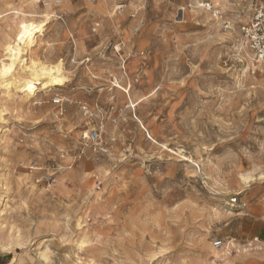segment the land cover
Segmentation results:
<instances>
[{
	"label": "rangeland",
	"instance_id": "1",
	"mask_svg": "<svg viewBox=\"0 0 264 264\" xmlns=\"http://www.w3.org/2000/svg\"><path fill=\"white\" fill-rule=\"evenodd\" d=\"M262 1L0 0L66 81L0 85V264H264Z\"/></svg>",
	"mask_w": 264,
	"mask_h": 264
},
{
	"label": "bare ground",
	"instance_id": "2",
	"mask_svg": "<svg viewBox=\"0 0 264 264\" xmlns=\"http://www.w3.org/2000/svg\"><path fill=\"white\" fill-rule=\"evenodd\" d=\"M42 30L43 25L40 23L39 28L28 31L20 48H15L12 53H10L11 55L9 56L10 59L8 63L1 64L3 70L0 71V78L4 79L10 74L12 79L8 82L5 80H2L3 82L1 81L0 85L7 89L6 93L13 88L17 89V91L21 89L26 98H28L32 93L38 90L35 87L36 83H40V88L42 89L53 88L65 84L63 60H59L52 65H46L45 63L37 62L31 58L34 46ZM29 53L30 58H25ZM19 84L20 86L17 88ZM1 200L2 197H0V201ZM14 262L15 260H13L11 264H14Z\"/></svg>",
	"mask_w": 264,
	"mask_h": 264
},
{
	"label": "built area",
	"instance_id": "3",
	"mask_svg": "<svg viewBox=\"0 0 264 264\" xmlns=\"http://www.w3.org/2000/svg\"><path fill=\"white\" fill-rule=\"evenodd\" d=\"M95 1V0H93ZM209 9H213L211 4H206ZM241 36L244 43V47L249 52V57L253 64L259 65L264 63V2H260L255 6L253 15L250 20L241 26ZM244 48V49H245ZM54 103L62 107L65 103L63 98H57ZM98 138V134H95L94 139ZM236 203L237 199L232 200ZM246 246L249 249H254L253 242H249ZM216 248H227V251H239L233 245H226L222 240L215 243Z\"/></svg>",
	"mask_w": 264,
	"mask_h": 264
}]
</instances>
